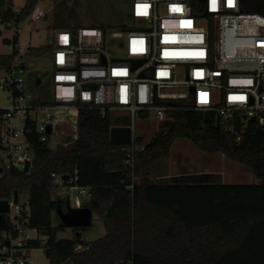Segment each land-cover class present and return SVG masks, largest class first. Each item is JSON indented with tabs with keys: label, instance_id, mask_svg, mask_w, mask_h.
<instances>
[{
	"label": "built area",
	"instance_id": "obj_1",
	"mask_svg": "<svg viewBox=\"0 0 264 264\" xmlns=\"http://www.w3.org/2000/svg\"><path fill=\"white\" fill-rule=\"evenodd\" d=\"M245 1L131 0V24L118 31L99 26H81L75 32L57 30L51 83L36 95L27 86L22 60L13 58L8 66L0 67V89L9 94V105L0 108L2 171H22L26 161L31 168L30 135L54 151L70 145L60 139L58 126L65 124L76 134L82 108L97 109L112 120H129L131 142L124 149L132 178L135 154L144 147L136 143L137 116L160 122L173 111L193 109L215 113L225 130L233 131L237 121L241 131L250 120L264 126V14L243 11ZM21 8L12 7L11 19L0 16V34L11 30L7 40L12 46L18 38L16 27L33 14L18 21ZM38 16L48 15L40 10ZM107 35L124 39V56L111 57L106 52ZM40 96L44 97L36 101ZM77 173L74 169L67 180L51 173L60 193L71 191L64 196L71 207H82L90 197L89 187L76 184ZM74 196L81 202L72 205ZM0 200L7 203L6 212H0L6 227L0 232V264H33L27 241L35 239L29 232L37 231L27 225V206L22 208L18 195L16 200L13 195ZM46 239L42 236L40 241Z\"/></svg>",
	"mask_w": 264,
	"mask_h": 264
},
{
	"label": "trees",
	"instance_id": "obj_2",
	"mask_svg": "<svg viewBox=\"0 0 264 264\" xmlns=\"http://www.w3.org/2000/svg\"><path fill=\"white\" fill-rule=\"evenodd\" d=\"M39 1L25 0L17 20L23 22L30 16ZM50 1L56 29L75 32L82 26L70 23L75 18L66 11L70 0ZM12 7L13 0H0V16L11 19ZM241 9L264 14V2L246 0ZM16 40L12 54H0V67L14 58ZM51 50L52 46L43 45L28 48L27 54L39 56ZM36 77L28 74L26 78L35 95L45 88L35 84ZM158 123L159 129L135 154L134 178L125 166V145L109 141L110 127L129 125V120H112L89 108L79 110L72 145L58 152L30 135L34 156L29 171L3 169L0 199H9L14 192L26 194L22 208L29 210L27 225L47 237L43 246L49 264H123L128 260L134 264H264V126L250 120L241 131L237 121L233 131L225 130L216 126L215 113L193 109L173 111ZM176 138L189 139L201 150L247 165L253 181L224 184L210 172L154 180L152 171ZM136 143H143L141 136ZM74 169L78 171L76 184L90 189L89 199L81 206L97 213L105 228L102 237L80 251L75 248L83 241L76 232L89 227L75 229L70 239L55 236L56 230L64 228L56 208L66 210L67 197L53 194L51 173L67 180ZM5 228L0 226V232ZM27 245L39 248L41 241L30 239Z\"/></svg>",
	"mask_w": 264,
	"mask_h": 264
},
{
	"label": "rangeland",
	"instance_id": "obj_3",
	"mask_svg": "<svg viewBox=\"0 0 264 264\" xmlns=\"http://www.w3.org/2000/svg\"><path fill=\"white\" fill-rule=\"evenodd\" d=\"M69 1V10L75 18L70 23H75L82 26H95L105 25L110 31H118L123 26L131 24L129 17L131 0H76L75 3ZM25 0H13V8L20 9L23 7ZM53 8L54 3L50 0H40L33 10V14L23 23L16 27L18 32V38L15 46V61L21 60L26 65L27 74L33 76L44 77L52 72L51 66V52H46L43 55H28V48H37L39 46H52L54 33L59 30L56 29L53 24ZM42 10L48 16L47 19L38 16V12ZM61 11V10H60ZM64 19V16H61ZM68 16H65L67 19ZM77 19V20H76ZM12 32L7 30L0 34V54L9 55L12 54L13 46L11 43H7L4 39H11ZM104 48L111 57H122L125 54L124 39H115L110 36L105 37ZM52 51V50H51ZM36 77V78H37ZM51 83L49 80L36 84L44 85L48 87ZM9 105L8 91L0 89V108H4ZM76 115L72 113L71 122L75 123ZM159 129V123L154 119L140 120L136 117V123L134 126V133L136 136H141L143 143L148 142L155 132ZM69 132V130H65ZM72 140L76 138V134L71 135ZM67 138V137H66ZM72 141V143H73ZM2 152L0 151V156ZM215 173L219 176V181L228 183H243L253 181L251 169L242 163L234 162L218 152H207L199 149L192 141L186 138H176L166 156H164L158 166L152 171L151 177L154 180L168 179L169 177L181 175V174H197V173ZM55 190L53 194L59 196H65L71 192L66 189ZM75 193V192H74ZM26 194L18 196V203L26 201ZM81 199L74 196L71 203H80ZM58 220L54 219L53 225L56 226ZM81 239L83 245L81 248L91 241L102 237L105 234V228L102 219L97 213L92 214V226L80 230ZM75 229L64 227L63 229L56 230V239H70L73 237ZM32 238L42 239V236L36 232L30 231ZM33 264H49L48 259L44 253L43 242L39 248H33L31 251Z\"/></svg>",
	"mask_w": 264,
	"mask_h": 264
},
{
	"label": "water",
	"instance_id": "obj_4",
	"mask_svg": "<svg viewBox=\"0 0 264 264\" xmlns=\"http://www.w3.org/2000/svg\"><path fill=\"white\" fill-rule=\"evenodd\" d=\"M47 19V16L44 17ZM49 79V75H45L44 77L38 76L35 79V84H40ZM216 126H220L219 116L216 115ZM50 131V127L47 128ZM132 130L130 126H120L114 125L109 129V141L116 144H129L131 142ZM30 167V161H26L24 167L22 169L23 172H28ZM2 172V168L0 167V173ZM14 199H17V192L13 193ZM7 203L5 200H0V212H6ZM59 222L63 225V227L68 228H87L92 225V212L89 207H71L68 202H66V210H63L60 206H57L55 212ZM0 225L3 227V216H0ZM76 235L78 238L81 237V232L77 231ZM7 244V241H5Z\"/></svg>",
	"mask_w": 264,
	"mask_h": 264
},
{
	"label": "crops",
	"instance_id": "obj_5",
	"mask_svg": "<svg viewBox=\"0 0 264 264\" xmlns=\"http://www.w3.org/2000/svg\"><path fill=\"white\" fill-rule=\"evenodd\" d=\"M45 88H43V90H44ZM59 89V88H58ZM64 129L66 130H69V132H65L64 131ZM58 131H60V139L61 140H66L70 145H72L73 143H74V141L76 140V138H75V140L73 141L72 140V136L71 135H74L75 133H73L72 132V130L67 126V125H65V124H60L59 126H58ZM76 135H77V131H76ZM67 137V138H66ZM72 141H73V143H72ZM69 146V145H68ZM222 182V181H221ZM252 182V181H251ZM251 182H249V183H251ZM222 183H224V184H230V183H228V182H222ZM238 183H240V182H238ZM243 183H248V182H243ZM24 202V201H23ZM37 233V232H36ZM38 234V233H37ZM37 238V237H36ZM80 248H81V246H80ZM33 249V248H32Z\"/></svg>",
	"mask_w": 264,
	"mask_h": 264
},
{
	"label": "snow or ice",
	"instance_id": "obj_6",
	"mask_svg": "<svg viewBox=\"0 0 264 264\" xmlns=\"http://www.w3.org/2000/svg\"><path fill=\"white\" fill-rule=\"evenodd\" d=\"M236 99H242V97L236 98Z\"/></svg>",
	"mask_w": 264,
	"mask_h": 264
}]
</instances>
